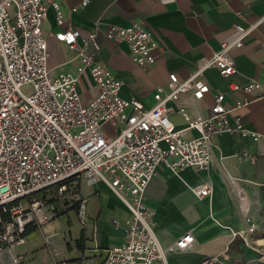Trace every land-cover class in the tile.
Listing matches in <instances>:
<instances>
[{"label":"built area","instance_id":"2783aa9c","mask_svg":"<svg viewBox=\"0 0 264 264\" xmlns=\"http://www.w3.org/2000/svg\"><path fill=\"white\" fill-rule=\"evenodd\" d=\"M88 3L82 0L69 12H80ZM51 9L60 27L56 39L74 51L69 61L57 66H49L48 37L43 26ZM260 26L264 27V14L248 25L237 23L234 32L221 41L220 49L200 63L190 77L181 80L170 73L167 83L156 87L155 102L148 107L135 97H123L124 80L98 58L102 35L126 43L138 65H154L156 52L162 47L144 22L109 24L104 29L97 22L84 33L70 24L61 0H0V264H25L21 248L27 242L26 230L32 224L44 228L50 225L56 202L77 204L80 221L84 228L93 230L95 251L103 256L98 264H166L168 252L190 247L194 241L191 233L171 245L161 244L152 229L155 211L144 201L146 188L160 164L174 172L185 167L207 168L214 138L220 133L264 140V133L247 128L240 116L232 114L236 108L264 100V86L256 79L244 84L229 82L230 90L243 91L246 96L227 107L226 92H220L208 115L185 105L176 109L171 103L186 92L202 99L211 89L204 78L207 69L217 68L225 78L236 73L233 51ZM68 62L75 73L63 69ZM84 74L99 90L88 102L82 100L78 89ZM175 111L183 117L184 126L178 127L171 119ZM107 124L111 131L106 129ZM193 131L195 135L190 134ZM245 155L256 159L248 152ZM83 178L105 183L123 201L130 215L125 220L115 218L113 223L125 227V241L100 249L87 198L78 190L79 179ZM211 190L209 183L193 187L199 198L208 196ZM246 221L248 228L242 237L250 244L248 234L257 233L258 225L252 216ZM250 262H232L223 252L207 256L198 264ZM59 264L79 263L64 260Z\"/></svg>","mask_w":264,"mask_h":264},{"label":"crops","instance_id":"0c3cea01","mask_svg":"<svg viewBox=\"0 0 264 264\" xmlns=\"http://www.w3.org/2000/svg\"><path fill=\"white\" fill-rule=\"evenodd\" d=\"M81 1L61 0V3L64 12L69 13L70 24L84 33L97 22L104 29L109 24L128 26L134 20H141L160 43L162 50L156 52V63L142 67L130 57L126 43L99 37L103 46L98 58L124 80L122 96L135 97L148 107L155 102L156 87L166 84L170 73H176L181 80L187 79L200 63L220 49L221 41L234 32L237 23L248 25L264 14V0H89L80 12H69ZM55 15L51 9L43 24L51 66L74 56L73 49L55 37L60 28ZM263 40L264 27L260 26L242 47L233 51L236 73L225 78L217 68L207 69L204 78L210 84V91L200 100L194 99L191 92L183 93L171 105L176 109L185 105L208 115L218 93L226 92L227 107L246 96L243 91L230 90L229 82L244 84L256 79L264 86ZM63 69L76 72L70 62ZM78 89L84 102L99 91L88 74L80 78ZM232 114L240 116L247 128L264 133V100L252 101L234 109ZM171 119L178 127L185 124L177 111L171 114ZM105 127L112 130L109 124ZM246 152L256 159L252 160ZM261 152H264V140L223 132L214 138L212 160L207 168L185 167L174 172L165 164L158 166L144 196L146 205L155 211L152 219L155 235L163 246L175 243L188 233L194 236L187 249L168 252L166 264H198L207 256L223 252L232 262L254 259L256 243L260 245L261 241L256 242V236L264 227V155ZM205 183L211 184V193L199 198L193 187ZM78 190L87 198L89 219L96 228L100 249L125 241V227L113 223L115 218L125 220L130 215L123 201L101 181L79 179ZM248 216L258 225L257 233L248 234L250 244L242 237L248 228ZM84 240L88 242L85 235ZM88 250L86 245L80 253ZM93 251L95 256V248Z\"/></svg>","mask_w":264,"mask_h":264},{"label":"rangeland","instance_id":"374dc122","mask_svg":"<svg viewBox=\"0 0 264 264\" xmlns=\"http://www.w3.org/2000/svg\"><path fill=\"white\" fill-rule=\"evenodd\" d=\"M27 91L29 90L25 89V92ZM50 190L54 193V189ZM56 206L55 218L50 225L44 228L32 224L33 229L27 234L26 245L21 248V257L25 264L39 261L59 264L64 260L80 261L84 264L101 263L103 256L98 252H95L98 253L97 256L93 254L95 246L92 239L93 230L91 227L84 228L82 225L77 205L68 201L65 204L56 202ZM84 235L88 242L82 239ZM259 239L261 241L260 245L256 243V252L261 253L264 260V227L259 231V235L257 234L256 242ZM86 245L89 250L80 253L81 247Z\"/></svg>","mask_w":264,"mask_h":264},{"label":"trees","instance_id":"16d2710c","mask_svg":"<svg viewBox=\"0 0 264 264\" xmlns=\"http://www.w3.org/2000/svg\"><path fill=\"white\" fill-rule=\"evenodd\" d=\"M77 205V204H75ZM33 229L31 226H29L26 230V234H28L30 232V230ZM82 239H84V237L82 236ZM82 249V247H81ZM255 254V257L254 259H252V262H250V264H264V260H263V256L261 253L259 252H256L254 253Z\"/></svg>","mask_w":264,"mask_h":264}]
</instances>
